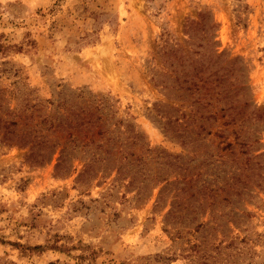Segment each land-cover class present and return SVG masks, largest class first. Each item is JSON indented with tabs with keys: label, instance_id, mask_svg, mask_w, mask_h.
Wrapping results in <instances>:
<instances>
[{
	"label": "rangeland",
	"instance_id": "1",
	"mask_svg": "<svg viewBox=\"0 0 264 264\" xmlns=\"http://www.w3.org/2000/svg\"><path fill=\"white\" fill-rule=\"evenodd\" d=\"M0 264H264V0H0Z\"/></svg>",
	"mask_w": 264,
	"mask_h": 264
},
{
	"label": "trees",
	"instance_id": "2",
	"mask_svg": "<svg viewBox=\"0 0 264 264\" xmlns=\"http://www.w3.org/2000/svg\"><path fill=\"white\" fill-rule=\"evenodd\" d=\"M209 51L211 54L201 55V59H198L197 64L192 68L193 76L196 79L193 78L189 85H181L179 88L190 90L193 93L198 92V94L200 91H203L202 94L195 95L193 100V103H196V111H207L206 115L200 113V117L208 120L216 119V110H212V107L208 108V105L211 103L210 99L214 98L217 103H223L219 106V110L221 111L220 116H228V120L225 123L239 121L240 128L246 127L244 129L248 131L249 118L259 116V112L255 108L248 109L250 103L246 98L247 85L240 70L242 67L236 59L228 61L226 65H222L220 53L215 54L216 51L214 49H210ZM235 71L236 73L233 75ZM178 78L176 75L175 79L178 80ZM182 81L184 82L185 79H182ZM213 93L214 95L212 96ZM206 98H209L208 101ZM180 118L176 116L173 121H178ZM200 127L201 130H204L203 124ZM178 135L182 136V133H178ZM238 136V133L234 135L235 140ZM238 143L248 150L251 142L242 140ZM225 145L232 146V143L225 141Z\"/></svg>",
	"mask_w": 264,
	"mask_h": 264
}]
</instances>
